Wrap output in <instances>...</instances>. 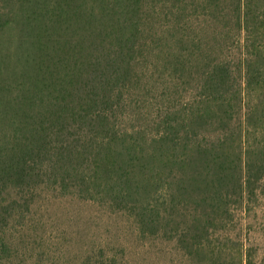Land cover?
I'll return each instance as SVG.
<instances>
[{"label":"trees","instance_id":"1","mask_svg":"<svg viewBox=\"0 0 264 264\" xmlns=\"http://www.w3.org/2000/svg\"><path fill=\"white\" fill-rule=\"evenodd\" d=\"M263 182L264 0H0V256L45 194L260 264L231 232Z\"/></svg>","mask_w":264,"mask_h":264},{"label":"rangeland","instance_id":"2","mask_svg":"<svg viewBox=\"0 0 264 264\" xmlns=\"http://www.w3.org/2000/svg\"><path fill=\"white\" fill-rule=\"evenodd\" d=\"M229 54L237 58L238 50L231 47ZM260 191L249 215L236 213L231 236L240 238L264 264V182ZM51 196L37 199L26 227L11 226L9 248L0 264H195L174 243L141 236L124 214Z\"/></svg>","mask_w":264,"mask_h":264}]
</instances>
